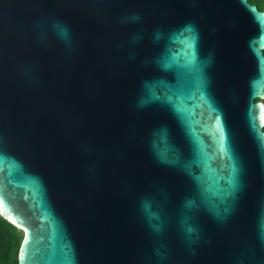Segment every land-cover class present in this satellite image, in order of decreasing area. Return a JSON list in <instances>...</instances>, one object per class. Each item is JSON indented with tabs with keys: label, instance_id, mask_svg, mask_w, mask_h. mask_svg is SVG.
Listing matches in <instances>:
<instances>
[{
	"label": "water",
	"instance_id": "water-1",
	"mask_svg": "<svg viewBox=\"0 0 264 264\" xmlns=\"http://www.w3.org/2000/svg\"><path fill=\"white\" fill-rule=\"evenodd\" d=\"M263 100L248 0H0L19 264H264Z\"/></svg>",
	"mask_w": 264,
	"mask_h": 264
},
{
	"label": "trees",
	"instance_id": "trees-1",
	"mask_svg": "<svg viewBox=\"0 0 264 264\" xmlns=\"http://www.w3.org/2000/svg\"><path fill=\"white\" fill-rule=\"evenodd\" d=\"M248 1L264 12V0ZM23 240L24 232L0 215V264H19L18 257Z\"/></svg>",
	"mask_w": 264,
	"mask_h": 264
},
{
	"label": "snow or ice",
	"instance_id": "snow-or-ice-1",
	"mask_svg": "<svg viewBox=\"0 0 264 264\" xmlns=\"http://www.w3.org/2000/svg\"><path fill=\"white\" fill-rule=\"evenodd\" d=\"M3 211V207L2 206H0V212H2Z\"/></svg>",
	"mask_w": 264,
	"mask_h": 264
}]
</instances>
